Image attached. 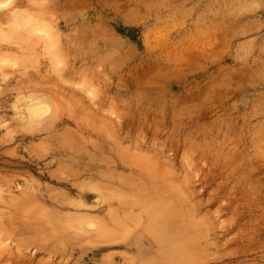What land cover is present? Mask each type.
I'll return each instance as SVG.
<instances>
[{"label": "rangeland", "instance_id": "rangeland-1", "mask_svg": "<svg viewBox=\"0 0 264 264\" xmlns=\"http://www.w3.org/2000/svg\"><path fill=\"white\" fill-rule=\"evenodd\" d=\"M19 100L44 114L19 117ZM55 140L125 155L129 228L151 170L194 223L193 264H264V0H0V264L143 259L101 250L71 220L89 210L41 199L99 205L55 181L76 167L40 156Z\"/></svg>", "mask_w": 264, "mask_h": 264}, {"label": "bare ground", "instance_id": "bare-ground-1", "mask_svg": "<svg viewBox=\"0 0 264 264\" xmlns=\"http://www.w3.org/2000/svg\"><path fill=\"white\" fill-rule=\"evenodd\" d=\"M44 110L45 106H43L40 101H33V103H31L28 100H19L15 106L16 114L19 117L27 116L31 120L40 118V116L44 114ZM113 136L114 135H111V137ZM116 136L118 135L116 134ZM82 139L83 140H80L84 142L85 137ZM85 141L87 142V140ZM54 143H56V140L51 141L49 145L51 147L48 148L49 151L40 156L49 155L53 157V160L59 165H63L65 160H69V158L71 160V158H73L75 159L74 164L76 166L75 168H72L74 166H63V170L56 175L55 181L66 186L69 185V188L71 190H76L81 197L87 198L91 196V191H97L99 199L97 203L99 205L96 207V210L92 211V209L85 208V201L79 203L66 202L65 200H58L50 195L44 196L43 193H40V197L43 201L50 200L52 204L57 207L74 208V210L76 209L79 211L89 210L88 214L72 216L71 220H74L81 230L86 229L88 233H95L100 237L102 242L100 247L101 250L118 247L125 252L134 251L138 255H143L144 257L140 261L131 260V257L130 259L128 257L129 260L126 259L127 264H193L198 260V252H195V249H198V237H195L188 231L194 223L191 222L190 225H183L181 223L189 214L184 212V210L176 204V196L174 195L171 182L167 184V186L163 181L155 183L157 176L150 170V175L148 174V177L149 180L154 183L150 186L147 185L148 187L142 186L141 181L137 183L141 190L140 197L137 198L138 201H140L138 205L140 220H137V222L145 220V223L144 225H139L140 222L136 223L134 229H132V226L129 228L130 224L126 226V223L123 222V219H125L126 215L128 216L129 213L128 211L121 210V207L132 205V198L129 199V196L131 197L133 193H128L124 188L126 187L128 189L127 186H129L130 183L133 184L136 182H129L122 175L119 177L114 176V172L125 170L123 161L126 163L128 162L125 155L122 156L120 150H117V147L114 148L111 145H105V150H103L100 148L103 144H96L95 146L92 144L91 149L94 153L98 154V156H96L95 154H86L84 151L85 148L73 150L72 145L69 143H66L65 146H59L60 144L56 145ZM113 152H117L116 158H113ZM86 173L89 174V177L93 178L94 183L85 182L84 180L78 182L82 176H86L84 175ZM37 195L38 194H32V197L35 199ZM71 204H73V207L70 206ZM95 212L96 214H94ZM136 217H138V215ZM95 222L97 225L93 227L92 225H94ZM154 246H156L157 249L154 250ZM125 252L123 253L124 257Z\"/></svg>", "mask_w": 264, "mask_h": 264}]
</instances>
